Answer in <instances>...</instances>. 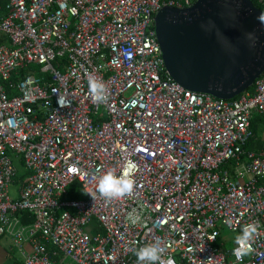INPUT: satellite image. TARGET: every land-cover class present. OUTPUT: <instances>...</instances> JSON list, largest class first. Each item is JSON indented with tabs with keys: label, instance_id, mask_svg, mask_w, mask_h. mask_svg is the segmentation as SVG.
<instances>
[{
	"label": "built area",
	"instance_id": "2783aa9c",
	"mask_svg": "<svg viewBox=\"0 0 264 264\" xmlns=\"http://www.w3.org/2000/svg\"><path fill=\"white\" fill-rule=\"evenodd\" d=\"M194 2L4 0L0 237L24 264H137L133 249L156 240L165 247L159 264H264V145H247L255 116L264 123V70L232 99L176 82L154 17ZM90 74L105 83L107 103L90 98ZM13 157L26 169L17 198L8 193ZM129 159L138 165L131 195H89ZM73 182L79 198L68 197ZM133 209L142 214L135 226ZM252 221V251L238 260L236 244L219 242V225L238 235Z\"/></svg>",
	"mask_w": 264,
	"mask_h": 264
},
{
	"label": "water",
	"instance_id": "95a60500",
	"mask_svg": "<svg viewBox=\"0 0 264 264\" xmlns=\"http://www.w3.org/2000/svg\"><path fill=\"white\" fill-rule=\"evenodd\" d=\"M264 13L252 0L163 6L154 28L169 75L183 87L232 99L264 70Z\"/></svg>",
	"mask_w": 264,
	"mask_h": 264
},
{
	"label": "clouds",
	"instance_id": "9594fccd",
	"mask_svg": "<svg viewBox=\"0 0 264 264\" xmlns=\"http://www.w3.org/2000/svg\"><path fill=\"white\" fill-rule=\"evenodd\" d=\"M258 20L264 24V13L258 16ZM88 94L97 105L107 103L108 89L105 83L91 74L88 77ZM137 169V163L131 159L124 162L123 170L120 174H117L114 169H108L97 178L96 188L89 195L93 198L98 194L99 197L108 202L131 195L135 188L134 176ZM128 219L133 226L141 224L142 214L133 209L128 214ZM258 226V221L246 223L241 228L240 234L235 236L236 247L233 250V254L238 260H243L252 251L251 244L258 233ZM164 253L165 247L162 246L160 240L133 249L137 264H159Z\"/></svg>",
	"mask_w": 264,
	"mask_h": 264
},
{
	"label": "rangeland",
	"instance_id": "374dc122",
	"mask_svg": "<svg viewBox=\"0 0 264 264\" xmlns=\"http://www.w3.org/2000/svg\"><path fill=\"white\" fill-rule=\"evenodd\" d=\"M34 67H37V66H34ZM259 122L260 121H258L257 123H259ZM254 130L259 137L264 138V124L263 123L257 124V126L254 128ZM17 160H19V159H14L15 165L17 166V176L23 177V175H25L26 169H25L24 165H22ZM18 186H19V184L17 183L16 177H15V179H13V181H11L9 184L8 193H9L10 197L17 198L19 196L18 190H17ZM219 228H220V235H219L220 241L219 242L224 244L225 248L231 249L235 244L234 238L236 236V233L228 231L222 225H219ZM0 246H3L5 248H7L9 251H11L10 253L13 257L19 258V255L16 252V248L13 246V243L7 238V236H1L0 237ZM24 248L26 250H30V245L24 244ZM64 264H72V263L70 260L65 259Z\"/></svg>",
	"mask_w": 264,
	"mask_h": 264
},
{
	"label": "crops",
	"instance_id": "0c3cea01",
	"mask_svg": "<svg viewBox=\"0 0 264 264\" xmlns=\"http://www.w3.org/2000/svg\"><path fill=\"white\" fill-rule=\"evenodd\" d=\"M0 21H1V19H2V17L4 16V0H0ZM0 45H5V46H7V47H10V42H9V39L7 38V36L4 34V33H1L0 32ZM260 123H263V122H259V123H255L256 124V126H257V124H260ZM264 124V123H263ZM255 126V127H256ZM254 140L252 141V143H251V146H249L250 147V149H259V148H261L263 145H264V138H262V137H259L258 135H257V133L255 132V130H254ZM13 159V161H14V159H19V160H17V161H19L22 165H24V163H23V161H22V159H20V158H18V157H16V158H12ZM14 164H15V162H14ZM16 166V165H15ZM25 167V166H24ZM16 168H17V166H16ZM24 176V175H23ZM15 177H16V181H17V183L19 182V180L21 179V177L22 176H17V174L15 175ZM15 177H14V179H15ZM17 190H19V188H17ZM22 216H27V217H29V218H31V216L28 214V213H22L21 214V216H20V218L22 217ZM31 220H32V218H31ZM23 222V221H22ZM24 224H29V223H25V222H23ZM3 236H5V235H3ZM8 238V237H7ZM9 239V238H8ZM10 240V239H9ZM11 241V240H10ZM24 244H29V243H24ZM47 246H48V248H50V246H49V244H47ZM30 250H31V247H30ZM30 250H26V251H28V252H30ZM11 251H9L7 248H5V247H3V246H0V264H24V262H23V260H22V258H21V256H19V258H15V257H13L12 255H11V253H10ZM17 252V251H16ZM18 254V253H17ZM19 255V254H18Z\"/></svg>",
	"mask_w": 264,
	"mask_h": 264
},
{
	"label": "trees",
	"instance_id": "16d2710c",
	"mask_svg": "<svg viewBox=\"0 0 264 264\" xmlns=\"http://www.w3.org/2000/svg\"><path fill=\"white\" fill-rule=\"evenodd\" d=\"M253 4L258 7L259 9H261L263 12H264V9L262 8V6H260L259 4H257V2L255 0H252ZM1 4V3H0ZM32 68H35L34 66H31ZM247 91H251L252 90V86L247 88L246 89ZM261 117L259 115H256L255 116V120L252 121V130H253V133H254V128L256 126L255 123L258 122V120L260 119ZM253 140H251L247 145L248 147L251 146V143H252ZM250 148V147H249ZM82 196V193H81V189L79 188V185L77 184V182H73L71 184V186L69 187V195L68 197L69 198H79ZM21 221L25 222V223H29L31 222V218L27 217V216H22L21 217ZM22 222V223H23Z\"/></svg>",
	"mask_w": 264,
	"mask_h": 264
},
{
	"label": "bare ground",
	"instance_id": "6f19581e",
	"mask_svg": "<svg viewBox=\"0 0 264 264\" xmlns=\"http://www.w3.org/2000/svg\"><path fill=\"white\" fill-rule=\"evenodd\" d=\"M14 179V178H13ZM13 181V180H12Z\"/></svg>",
	"mask_w": 264,
	"mask_h": 264
}]
</instances>
